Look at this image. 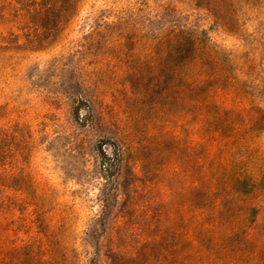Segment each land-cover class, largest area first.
Instances as JSON below:
<instances>
[{"label": "rangeland", "instance_id": "rangeland-1", "mask_svg": "<svg viewBox=\"0 0 264 264\" xmlns=\"http://www.w3.org/2000/svg\"><path fill=\"white\" fill-rule=\"evenodd\" d=\"M264 264V0H0V264Z\"/></svg>", "mask_w": 264, "mask_h": 264}, {"label": "trees", "instance_id": "trees-1", "mask_svg": "<svg viewBox=\"0 0 264 264\" xmlns=\"http://www.w3.org/2000/svg\"><path fill=\"white\" fill-rule=\"evenodd\" d=\"M54 245H46L36 239L28 240L24 246L12 250L13 264H74L71 259L61 256L62 250Z\"/></svg>", "mask_w": 264, "mask_h": 264}]
</instances>
